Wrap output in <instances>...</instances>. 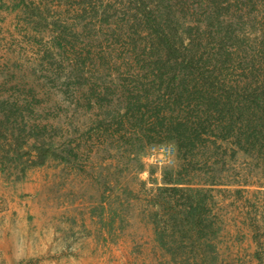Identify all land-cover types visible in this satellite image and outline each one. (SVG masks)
<instances>
[{
  "label": "rangeland",
  "instance_id": "rangeland-1",
  "mask_svg": "<svg viewBox=\"0 0 264 264\" xmlns=\"http://www.w3.org/2000/svg\"><path fill=\"white\" fill-rule=\"evenodd\" d=\"M155 1L0 0V133L32 157L47 150L38 166L0 151V264H264V173L248 157L228 158L223 143L213 170L189 174L212 195L202 217L215 234L197 237L182 216L170 219L181 201L154 204L163 171L182 163L175 145L148 143L126 123L115 130ZM235 1L229 12L264 16V0ZM67 147V161L48 154ZM212 174L220 184L203 183ZM13 216L24 219L21 239L4 235Z\"/></svg>",
  "mask_w": 264,
  "mask_h": 264
},
{
  "label": "trees",
  "instance_id": "trees-1",
  "mask_svg": "<svg viewBox=\"0 0 264 264\" xmlns=\"http://www.w3.org/2000/svg\"><path fill=\"white\" fill-rule=\"evenodd\" d=\"M175 3L181 8L177 13ZM193 3V11L185 12ZM230 5L229 0H156L155 14L140 15L151 36L148 51L142 50L147 56L135 60L137 75L122 87L116 104L115 130H126V123L148 143L169 141L177 148L182 163L163 171L154 204L174 208L181 201L184 209L170 219L182 216L197 237L215 234L212 222L205 225L202 217L212 195L195 186L190 173L213 170L210 155L218 154L223 143L230 147L228 158L240 152L264 173V16L257 21L252 9L229 12ZM4 138L0 133L4 160L44 163L47 150L35 149L32 157L22 151L24 141ZM59 152L48 149L60 161H67L61 152L73 155L71 148ZM215 178L212 174L203 183L220 184Z\"/></svg>",
  "mask_w": 264,
  "mask_h": 264
},
{
  "label": "crops",
  "instance_id": "crops-1",
  "mask_svg": "<svg viewBox=\"0 0 264 264\" xmlns=\"http://www.w3.org/2000/svg\"><path fill=\"white\" fill-rule=\"evenodd\" d=\"M32 204V203H31ZM7 223L12 222L14 224L12 231H4V235H7L8 237H17L21 239V224H23L24 219L21 216H13L11 219L5 220ZM33 221L37 222V217L33 219ZM2 239H4V236H1ZM20 251V248H19ZM19 259H17L18 261Z\"/></svg>",
  "mask_w": 264,
  "mask_h": 264
},
{
  "label": "built area",
  "instance_id": "built-area-1",
  "mask_svg": "<svg viewBox=\"0 0 264 264\" xmlns=\"http://www.w3.org/2000/svg\"><path fill=\"white\" fill-rule=\"evenodd\" d=\"M153 149H156V147H155V146L152 147V150H153ZM161 150L165 151L166 153L170 152L168 148H166V149L161 148Z\"/></svg>",
  "mask_w": 264,
  "mask_h": 264
}]
</instances>
